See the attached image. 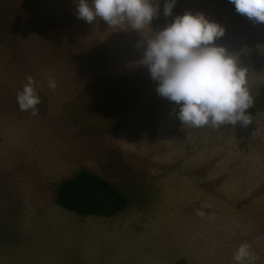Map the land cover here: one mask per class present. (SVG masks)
I'll return each mask as SVG.
<instances>
[{"label":"rangeland","instance_id":"rangeland-1","mask_svg":"<svg viewBox=\"0 0 264 264\" xmlns=\"http://www.w3.org/2000/svg\"><path fill=\"white\" fill-rule=\"evenodd\" d=\"M0 264H264V0H0Z\"/></svg>","mask_w":264,"mask_h":264},{"label":"trees","instance_id":"trees-1","mask_svg":"<svg viewBox=\"0 0 264 264\" xmlns=\"http://www.w3.org/2000/svg\"><path fill=\"white\" fill-rule=\"evenodd\" d=\"M53 201L79 217H113L127 205L126 198L109 182L85 171L65 179Z\"/></svg>","mask_w":264,"mask_h":264}]
</instances>
